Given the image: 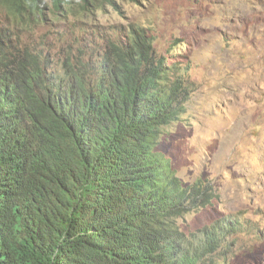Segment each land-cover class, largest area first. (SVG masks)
<instances>
[{"label":"trees","instance_id":"obj_1","mask_svg":"<svg viewBox=\"0 0 264 264\" xmlns=\"http://www.w3.org/2000/svg\"><path fill=\"white\" fill-rule=\"evenodd\" d=\"M114 0H0V264H225L242 223L185 234L212 186L157 149L196 90L135 23L86 39ZM47 11L57 19L48 20ZM72 25L67 48L32 36Z\"/></svg>","mask_w":264,"mask_h":264},{"label":"rangeland","instance_id":"obj_2","mask_svg":"<svg viewBox=\"0 0 264 264\" xmlns=\"http://www.w3.org/2000/svg\"><path fill=\"white\" fill-rule=\"evenodd\" d=\"M114 3L102 6L82 36L130 22L149 26L156 49L187 66L196 85L185 113L162 128L157 145L184 185L204 180L215 194L180 217V229L188 235L236 219L242 227L232 233L225 264H264V0ZM56 24L30 34L65 49L78 27Z\"/></svg>","mask_w":264,"mask_h":264},{"label":"clouds","instance_id":"obj_3","mask_svg":"<svg viewBox=\"0 0 264 264\" xmlns=\"http://www.w3.org/2000/svg\"><path fill=\"white\" fill-rule=\"evenodd\" d=\"M102 10V7L100 9H96V8H93L92 10V13H90L89 15L87 16H80L79 19L85 23H87L88 21L92 20L94 21V18L98 15V12ZM50 11H47L46 9V14L48 15ZM51 15L52 17H47L48 20L50 19H57V16L56 14H54L53 12H51ZM44 25V24H43Z\"/></svg>","mask_w":264,"mask_h":264}]
</instances>
